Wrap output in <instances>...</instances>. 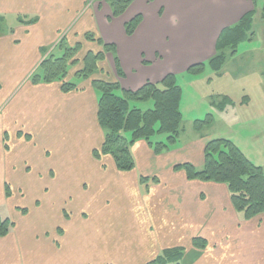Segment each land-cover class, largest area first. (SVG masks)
Wrapping results in <instances>:
<instances>
[{
  "label": "crops",
  "instance_id": "obj_1",
  "mask_svg": "<svg viewBox=\"0 0 264 264\" xmlns=\"http://www.w3.org/2000/svg\"><path fill=\"white\" fill-rule=\"evenodd\" d=\"M260 1L135 0L114 18L106 0H0V24L11 22L0 33V213L14 223L0 238V264H103L110 256L121 264H148L172 248L184 250V264H264V221L245 220L226 185L189 181L174 169L183 163L203 167L207 144L202 138L184 144L180 138L176 148L160 156L146 142L135 143L140 175L178 179L170 188L139 193L135 168L120 171L114 158L93 156L105 139L93 78L78 79V89L69 93L61 82L31 80L43 53L62 40L82 44L84 51L100 49L86 41L87 33L116 46L123 75L114 55L102 65L108 80L122 89L137 91L170 74L203 79L206 71L197 77L186 72L211 60L221 32L254 10L256 32V19L264 21ZM139 14L143 21L130 37L125 25ZM225 66L212 71L216 78ZM240 102L233 107H244ZM78 180L89 183L81 192L91 219L60 213L67 225L60 234L50 219V200L54 196L58 206L69 203L70 208ZM111 196L128 202L133 197V205L114 210ZM197 237L208 241L205 250L194 248Z\"/></svg>",
  "mask_w": 264,
  "mask_h": 264
},
{
  "label": "trees",
  "instance_id": "obj_2",
  "mask_svg": "<svg viewBox=\"0 0 264 264\" xmlns=\"http://www.w3.org/2000/svg\"><path fill=\"white\" fill-rule=\"evenodd\" d=\"M106 1L113 17L120 18L135 0ZM149 2L152 3L153 0ZM255 16L254 10L246 14L237 25L224 29L217 41V54L207 63L190 67L186 73L191 77H197L202 75L207 67L216 73L221 72L227 59L236 56L238 48L243 43L255 39ZM142 21L141 14L134 17L125 25L126 34L133 36ZM85 39L100 47L96 51L87 52L82 61L84 67L76 75L79 80L93 78L92 85L100 95L98 120L105 133V139L100 148L93 150V156L96 159L106 155L113 156L118 169L127 172L136 167L132 146L137 142H146L159 156L176 148L181 138L184 119L182 112L184 91L179 84L178 76L170 74L160 83L148 82L137 91L122 89L119 82L95 79L96 74L103 69L100 65L106 62L109 54L115 56L117 71L123 75L116 56L117 48L113 44H106L94 33H87ZM82 48V44L71 46L66 40H62L59 47L62 55L52 54L47 57L32 74V82H61L63 92L77 90L78 83L68 78L69 67L78 64L77 59H74ZM229 51L230 55L226 53ZM250 99L249 96H245L240 105H247ZM147 102H153L154 105L147 111L133 106L134 103ZM229 105L234 106L235 101L225 97L216 107L220 112H224ZM215 121V116L208 114L205 119L194 121V129L201 133L204 129L212 127ZM162 136H165L164 140L156 141V138ZM174 169L185 172L189 181L226 185L233 206L238 213L243 214L245 220H264V169L253 163L231 139L218 138L208 142L202 168H197L192 163H183ZM153 179L157 181L158 178ZM13 227L12 220L4 218L0 213V238L8 236ZM193 246L197 250H205L208 241L197 237L193 240ZM183 258L182 248H172L164 250L148 264H183Z\"/></svg>",
  "mask_w": 264,
  "mask_h": 264
},
{
  "label": "rangeland",
  "instance_id": "obj_3",
  "mask_svg": "<svg viewBox=\"0 0 264 264\" xmlns=\"http://www.w3.org/2000/svg\"><path fill=\"white\" fill-rule=\"evenodd\" d=\"M263 7L264 0H261L257 8L262 9ZM10 24V21L0 24V33L7 31ZM255 27V39L252 42L243 43L238 48L236 56L227 59L225 69L221 75H217L218 78L215 77V74L209 68L203 74V79L191 81L189 78L184 79L186 78L185 73L179 75V84L184 87V119L181 126V142L183 144L190 143L200 137L207 144L218 138H229L236 143L253 163L264 169V21L260 17L256 19ZM59 47L60 43L48 48L43 53L42 62L52 54L61 56ZM87 52L86 50H81L77 54L74 60L77 59L78 64L69 67V79L76 76L84 67L82 61L86 57ZM226 53L230 55V51ZM100 66L103 68L106 65L101 64ZM101 74V72L97 73L95 79L108 80V77H106L108 75L106 71L104 72V69L102 76ZM211 77L215 78L214 83H207V80ZM73 82H78V78L73 80ZM98 96L100 97L99 93ZM225 96L230 97L235 102H240L245 96H250L252 103L249 106L245 105L237 108L229 105L228 109L226 108L227 111L224 114H220L216 106L223 102ZM136 105L143 111L153 108V102L140 105L136 103ZM208 114H213L216 122L199 135V132L194 129V121L205 119ZM164 139L165 136L156 138V141ZM106 157H109V155H106ZM110 158H113V156H110ZM135 174L138 181L135 182L134 188L137 189V185L139 193L146 194L152 188L158 186L170 188L178 183V179H173L171 175L166 177V174H162L156 181L153 176L140 175L137 168H135ZM83 189L87 191L89 183L87 181L83 183L78 180L72 190L70 208H68L69 203L64 206H58L54 196H52L49 208L50 219L54 222L53 224L58 228L60 234L67 227V225L60 222V213H63L66 218H84L88 221L91 219V214L83 199L84 194L81 192V190L84 191ZM142 193L141 196H143ZM111 198L108 204L113 205L114 210H117L120 205H124L126 209H130L133 205V197L131 202L124 200L121 196H111ZM63 209L65 212H63ZM240 218L243 220L242 217ZM257 220L259 222L264 221L263 219ZM111 228H114V225H111ZM85 264L94 263L87 261ZM103 264H121V262L117 256H110L104 260Z\"/></svg>",
  "mask_w": 264,
  "mask_h": 264
}]
</instances>
